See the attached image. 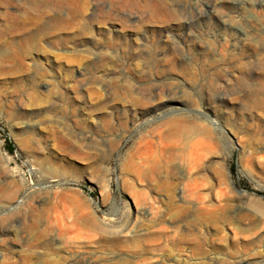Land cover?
<instances>
[{"label": "rangeland", "instance_id": "obj_1", "mask_svg": "<svg viewBox=\"0 0 264 264\" xmlns=\"http://www.w3.org/2000/svg\"><path fill=\"white\" fill-rule=\"evenodd\" d=\"M48 1L0 0V264H264V0Z\"/></svg>", "mask_w": 264, "mask_h": 264}, {"label": "bare ground", "instance_id": "obj_2", "mask_svg": "<svg viewBox=\"0 0 264 264\" xmlns=\"http://www.w3.org/2000/svg\"><path fill=\"white\" fill-rule=\"evenodd\" d=\"M29 2H30V4H31V8L36 12L35 13V15H34V19H32L30 16H29V13L31 14V11H29L28 9H24V15H25V13H26V15H27V13H28V15H27V18L25 19V20H30L29 22H33V21H35L36 23L38 22V23H40V21H42L43 20V18H44V12H46L48 9H50L51 8V3L48 1V0H29ZM165 1H162V2H159V6L162 8V10L163 11H166V12H168L167 14H169V15H171V11H169L170 9H169V6H168V4H167V2H165ZM54 6V5H53ZM196 6V5H195ZM31 9V10H32ZM33 10H32V12H33ZM173 13H174V11H173ZM32 16H33V14H31ZM10 17L11 18H14L16 21H17V23H22V26L23 25H25V24H27V23H29L28 21H25V20H22L20 17H14L13 15H10ZM179 17V16H178ZM178 20H180V19H178ZM59 21V20H58ZM57 21V22H58ZM16 23V24H17ZM16 26V25H15ZM169 34V33H168ZM1 37V36H0ZM58 44V43H57ZM65 44V43H64ZM43 76V75H42ZM125 94V93H124ZM254 96V95H253ZM255 97V109H257V110H262V109H264V100H263V98H260V97H258L257 95L256 96H254ZM263 100V101H262ZM127 102H130L131 103V100H128ZM186 122H184V120L182 121V120H176V119H174V120H172L169 124H167V128H166V130L164 129L163 131L161 130V131H159V137H160V139H164V138H171V137H174L173 139H171L172 140V143H173V141L174 140H176V141H178L180 138H181V136L183 135H188V134H195V132L194 133H192L191 131H193L194 129V127H192V129L193 130H190L191 129V127L189 128V127H187L186 126V124H185ZM195 131H197V128H196V130ZM1 189V188H0ZM3 189V188H2ZM183 210H181L180 212H182ZM144 214V213H143ZM145 216V215H144ZM202 216H204V215H202V214H199L198 216H197V214H196V217H202ZM204 219V218H203ZM121 228H123L121 231H119V226L118 225H113V227L111 226V228H109V229H105L104 230V232L106 233V234H109L111 237H110V239H113L115 242H117V240H118V235H120L122 232H124V230H126V229H128V227H126V226H123V227H121ZM125 228V229H124ZM134 228V227H133ZM135 243H138L137 242V240H136V242Z\"/></svg>", "mask_w": 264, "mask_h": 264}, {"label": "trees", "instance_id": "obj_3", "mask_svg": "<svg viewBox=\"0 0 264 264\" xmlns=\"http://www.w3.org/2000/svg\"><path fill=\"white\" fill-rule=\"evenodd\" d=\"M8 151L10 152V153H13L14 154V152H15V148H14V145L8 140Z\"/></svg>", "mask_w": 264, "mask_h": 264}]
</instances>
